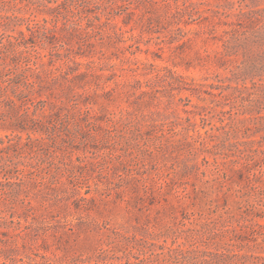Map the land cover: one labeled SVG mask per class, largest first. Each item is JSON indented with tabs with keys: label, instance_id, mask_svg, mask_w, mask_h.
<instances>
[{
	"label": "trees",
	"instance_id": "1",
	"mask_svg": "<svg viewBox=\"0 0 264 264\" xmlns=\"http://www.w3.org/2000/svg\"><path fill=\"white\" fill-rule=\"evenodd\" d=\"M185 1L169 16L192 17L195 2ZM131 3L0 0V264H123V257L125 264H264V196L247 198L244 210L228 206L231 187L240 177L256 178L250 163L264 157V0H225L213 11L218 24L222 16L235 17L223 19L228 28L211 37L221 42L215 56L224 73L197 84L168 67L153 72L137 59L107 74L93 60L75 59L116 47L125 30L114 17ZM183 19L171 22L180 29ZM174 91L216 98L218 122L200 130L188 116L171 117L167 106L152 109L154 99ZM195 107L189 113L208 121L210 107ZM200 155L210 168H201ZM174 156L178 168L131 173L143 162ZM120 165L129 178L116 198L132 193L127 204L140 211L167 206L155 224L166 215L176 219L179 210V225L148 231L103 218L105 237L98 238V228L71 217L72 207L87 211L110 200ZM227 185L219 196L216 188ZM213 192L223 211L211 208ZM80 233L78 250L86 256L55 263L40 250L48 249L49 235L67 243ZM63 249L65 255L69 246Z\"/></svg>",
	"mask_w": 264,
	"mask_h": 264
},
{
	"label": "rangeland",
	"instance_id": "2",
	"mask_svg": "<svg viewBox=\"0 0 264 264\" xmlns=\"http://www.w3.org/2000/svg\"><path fill=\"white\" fill-rule=\"evenodd\" d=\"M152 1H156V3ZM191 1L195 2L189 6L190 10L194 12L192 17H189L187 13H183V15L185 14L184 16L176 13L175 16L172 17L169 16V13L177 12V9L178 12H181L186 5L185 0H175V2L174 0H133V3L130 4L128 9H125L121 15H116L114 17V20L122 25L125 30L124 33L118 37L120 41L117 43L116 47H104L103 49L98 47L93 52L89 51L90 55L86 53L83 54L87 56L79 57L75 55V59L80 62L93 60L95 65L104 68L102 71L104 74L109 73L112 68L119 72L121 68L133 65L128 59H137L142 67L150 70L153 68V72L160 69L163 73L166 71L165 67H168L183 75L186 80H192L196 84L212 82L213 76L217 72L224 73V69L219 67L220 62L218 63L215 56V53L221 49V42L216 38L220 36L224 28H228L225 24H222V20H232L235 17L226 18L222 16L220 24L216 22L219 18L212 15L213 11L217 9L221 10L222 7L219 6L224 4L225 0ZM176 4L179 8L176 7ZM236 6L237 3L234 4V11L237 10ZM166 11L167 13H165ZM178 16L184 18L183 21L178 24L180 29L177 28L175 23L171 22V20L176 19ZM123 18L126 20L127 25L123 24ZM212 21H215V23H212ZM213 36L216 38L212 39L211 37ZM82 50H88V48L84 47ZM136 77L141 79L142 82L145 80V77L141 75L137 74ZM107 84L113 85V82L108 81ZM131 98L133 97H130V99ZM214 100H216V98ZM214 100H210L209 95L203 91L192 94L189 91H174L173 96L167 95L161 97L159 101L154 99L152 103L157 104L158 107L152 106V109L155 110L159 108L163 110V107L167 106L166 112H169L171 117L188 116L195 120V127L203 130L201 126L210 128L213 124L218 122V114L217 109L214 108L216 104ZM225 101L228 104L232 103L229 100ZM121 104H124V102ZM115 105H117V103L112 106ZM201 105L208 108L210 107L208 110L210 111L208 121H202L198 114L192 116L191 113H189L192 110L197 111L198 109L195 106ZM226 107L229 108V105ZM143 108L147 110L146 107ZM238 108L239 111L243 110L242 106ZM233 111L236 112L237 108L235 107ZM199 160L201 168L206 169L212 166L209 163L201 161V155ZM250 164L256 172V178H254L252 174H249V177L246 178L240 177L238 178L237 184L231 187L233 194L228 206H232L236 208V210H238V208L244 210L245 207H247V198L252 202L264 196V157H256ZM166 165L170 168H178V158L174 156L168 160L157 159L154 164L143 162L141 165L134 166L131 173L140 174V172H143V174L147 175L150 173L156 175V172H162V168ZM95 172L96 171L91 172V177L96 179L95 182L98 183L99 188H104V185L98 181ZM229 175H231V173H229ZM128 178L129 175L126 174L123 166H117L113 175V182L110 183V186L113 187L110 200H108L107 203L98 202L93 209L87 211L80 210L75 212L72 207L70 208L71 211H73L71 217H74L75 221L84 220L89 222V226L92 227L93 230L98 228V238L105 237V230L100 228L102 227L103 218H109L117 226L127 227L128 229L138 223L141 226H147L148 231H159L158 226H163L165 228L172 224H174V226L178 224L177 222L180 219L179 210L174 212V214L178 216L176 219L166 215L155 224V216L164 214L165 210L168 209L167 206L158 204L157 206L149 207L146 211H140V209H138L139 207H133V203L127 204L126 200L133 199L132 193L129 192L124 194L125 200H118L116 198V191L128 185ZM90 182L92 188H95L93 180ZM228 186L230 185L223 188H216L215 191L219 193L220 196L222 192L230 188ZM211 190H214V188ZM214 192L208 195V199L212 202L211 208L223 211L225 205L222 203V198L219 199ZM68 217L70 218V216ZM50 230L51 228L48 229V231ZM94 232L96 234V231ZM94 238L93 242H95ZM83 239L84 235L80 233L76 237H70L67 243H65L63 239L58 243L49 235L46 244L48 249L40 250L45 252L50 261L55 263H66L72 257L79 258L88 254L85 251L86 253L82 255L78 250ZM162 239L163 238H160V240ZM167 240L170 241V238ZM55 244H59L60 248L58 249ZM63 246H69V251H67L65 255ZM121 261L125 264L124 257L123 259L121 258Z\"/></svg>",
	"mask_w": 264,
	"mask_h": 264
}]
</instances>
